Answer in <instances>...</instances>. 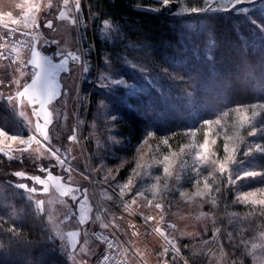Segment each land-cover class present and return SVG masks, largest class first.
Returning a JSON list of instances; mask_svg holds the SVG:
<instances>
[{
    "label": "rangeland",
    "instance_id": "1",
    "mask_svg": "<svg viewBox=\"0 0 264 264\" xmlns=\"http://www.w3.org/2000/svg\"><path fill=\"white\" fill-rule=\"evenodd\" d=\"M134 1L137 8L151 12L174 11L173 15L187 19V29L182 39L184 63L180 62L181 64L173 69L161 66L141 54V46L138 44L125 43L120 27L110 19H97V16H92L90 22L85 20L83 6L86 0H80L79 11L75 9V0H69L67 7L64 6L63 0H57L52 8L47 7L41 15L38 29H21L23 33H29V45L25 48H15L18 59H0V80H3V83H0V128L9 135L19 132L22 138L27 140L32 130H25L22 125L29 121L34 125L37 117L33 115L30 107L18 108L16 101L9 105L3 97L14 95L18 90L13 82L14 78L20 80L19 90L30 80L27 75L21 77L16 69L21 68L30 58V42L33 36L38 35L42 42H57L45 43L43 47L36 45L37 50L49 56L53 64H59L63 59L56 54L57 48L81 56L80 63L74 64L69 60V71L56 74L54 84L60 95L48 105V110L52 112L49 133H55L52 143L59 147L62 153L65 148L69 150L66 164L71 165L72 171L66 172L54 158L43 153V149L35 152L38 147L35 143L29 148L17 142L11 149L5 147L10 142L0 143V148L4 149L0 151V167L11 164L10 167L15 170L20 169L19 172H24L25 177L15 176L16 181L19 180L18 184L23 183L28 188L37 189L36 193H29L16 184L13 187V195L16 198L24 195L26 200L34 205L35 210L46 218L52 235L51 240L67 257L68 264H96L104 248L98 238L100 233L111 241H118L125 257L134 264H192L191 255H198L199 260L206 264H262L264 208L240 203L237 197L264 187L261 183L264 172L259 170L256 162V158L264 156V153L255 150L257 144L264 147V135H261L259 130L255 135H249L248 127H240L236 138L234 133L237 130L225 127L224 131L216 136L215 133L220 132V127L213 126L214 131L209 139L216 140L215 145L210 147L216 152L217 158L225 155V135L233 136L232 140L227 141L230 148H236L235 163L229 165L233 178L237 168L241 174L253 170L260 173L256 177H245L235 183H228L229 173L221 175L219 171H215L209 178L215 206L207 202L209 197H205L204 201L195 197L191 202H186V199L179 195L180 191H188L191 195L196 190L192 187L193 175L190 167L181 171L179 165L173 171L172 178L167 181L169 188L175 189L167 194V199L161 201L159 197H154L151 191H145V197L153 202L151 206L143 197L138 198L137 203L131 204L137 189L152 187L153 177L162 172V166L154 165L152 168L141 169L142 173L148 172L149 175H145L143 179L133 178V183L124 190L123 197L119 196L120 188L130 178L137 156V145L142 140L131 142L124 136L121 132L123 120L114 105L121 98L128 100L130 97H138L141 93L149 95L147 86H151L164 99L163 107L176 109L178 112L185 107L187 111L183 114L190 117L189 125L166 134L151 130L148 132L151 133L148 143L140 149L142 153H147L145 161L152 160L154 154L155 158L159 159L161 153L168 152V146L160 142L169 138L171 151L179 152V148L189 139L183 133L190 130L197 121L214 118L221 111L240 106L228 105L224 100L221 89L223 80L212 68V60L208 54L210 46L202 17L227 13L242 16L243 35L248 39L251 37L249 40L258 45L264 54V32L251 23L256 20L259 25H264V2L245 0V3L237 7L247 8V12L236 13L231 7V0H209L211 9L206 7L205 0H169L167 5H164L162 0ZM194 7L205 10L193 12L191 9ZM60 12H64L68 19H60ZM73 19L77 20L76 24L71 23ZM46 20H51L52 28L44 26ZM89 31L101 40L102 61L95 45L87 39ZM85 59L88 71L82 72ZM191 60L194 61L196 70L193 74L184 68L186 61ZM262 66L264 67V63ZM24 71L30 72L31 68ZM116 79L125 83H112ZM254 103H264V100L245 105ZM112 116L115 119H111ZM235 119L234 114L230 115L226 121L227 125H232ZM261 121H264V111L257 117V123ZM223 123L225 122L222 121ZM73 134L77 140L69 141L68 137ZM196 140L202 142L203 129L197 132ZM21 148L26 150H17ZM5 152L8 155H5ZM184 159L191 164L190 158L185 156ZM41 166L49 168L53 176L62 177L59 189L56 181L48 179V172L39 171ZM209 171V168L201 169L204 176H208ZM177 174L179 180L176 179ZM29 176H39L45 180L48 192L43 191L44 185L28 179ZM217 186L219 191L215 190ZM200 189L207 191L203 189L202 184ZM66 190L68 195H62ZM163 194L161 181V195ZM30 195L31 200L28 199ZM73 196L77 199L73 200ZM40 200L44 203L38 208L36 202ZM157 202L164 204L163 212L155 207ZM124 203L130 207L126 209ZM18 213L15 205L0 202V218L16 230L13 224L18 220ZM141 214L154 216L155 219L145 223ZM167 222L175 225L172 235L184 252V258L165 252L164 242L150 228L151 224L163 225ZM187 253L190 256H187Z\"/></svg>",
    "mask_w": 264,
    "mask_h": 264
},
{
    "label": "trees",
    "instance_id": "2",
    "mask_svg": "<svg viewBox=\"0 0 264 264\" xmlns=\"http://www.w3.org/2000/svg\"><path fill=\"white\" fill-rule=\"evenodd\" d=\"M83 12L89 22L92 16L110 19L120 27L125 43L138 44L141 54L161 66L173 69L185 62L182 39L187 19L173 15L174 11H147L137 8L134 0H86ZM202 22L212 68L223 80L221 89L226 104L236 106L264 100V54L249 40L250 35L249 39L243 35V17L234 13L211 14L202 17ZM87 39L95 45L102 61L101 40L90 31ZM184 66L190 74L196 72L194 61H186ZM147 87L149 95L121 98L114 105L123 120L121 132L131 142L141 141L151 130L166 134L191 122L183 114L185 107L181 112L163 107L161 95ZM256 162L264 172V156H258ZM10 166L0 167V202L15 205L19 213L13 224L17 230L0 218V264H68L67 257L51 240L46 218L24 195H13V187L19 182L15 173L20 169ZM191 256L192 264L203 262L198 255Z\"/></svg>",
    "mask_w": 264,
    "mask_h": 264
},
{
    "label": "snow or ice",
    "instance_id": "3",
    "mask_svg": "<svg viewBox=\"0 0 264 264\" xmlns=\"http://www.w3.org/2000/svg\"><path fill=\"white\" fill-rule=\"evenodd\" d=\"M262 2H264V0H262ZM27 3V11L22 19H15L12 17L11 12L7 13V21L3 23V27L7 29L10 34L16 31V29L10 27V24L22 25L24 28H39V24L36 23L35 17L30 18L29 14L33 12L39 13L43 6V0H27ZM68 3L69 0H63V4L65 7H67ZM162 3L164 5H167L169 3V0H162ZM243 3H245V0H231V7L235 9L236 13H246L247 8L237 7L238 5H241ZM205 4L208 9H211V4L209 0H205ZM47 7H53L51 0H49ZM75 9L76 11H79L80 0H75ZM204 10L205 8L195 7L191 9V11L193 12ZM59 18L68 19L67 15L64 12H60ZM71 23L76 24L77 20L73 19ZM251 23L256 24L261 29V31L264 32V25H259L256 20H252ZM105 24H107V21H105ZM44 26L46 28H52L51 20H46ZM21 34L29 35V33L27 32ZM30 43V58L23 63L21 68L16 69V71L20 73L21 77L27 75L29 76L30 80L26 81L23 84L22 90H19L20 80L14 78L13 82L17 85L18 90L15 92L14 95H9L3 98L7 101L9 105H11L13 101H16V107L18 108H23L25 106L30 107L32 109L33 115L37 117V120L34 125L31 121H29L26 125H22L25 130H28L29 128H31L32 130L27 140L23 139L22 134L19 132H17L16 134L9 135L6 131L0 128V138H3L2 140H0V143L10 142L5 145V147L8 149H11L12 145L16 144L17 142H19L20 145H27L29 148L31 147L32 143H35L38 146L37 149L34 150L35 152H40V149H43V153H47L48 157L54 158L57 161L58 165L64 168L66 172L71 173V165L66 164V158L69 150L65 148L64 152L62 153L61 149L59 147H56L52 143L53 139L55 138V133H49V126L52 124V112L48 110V105H50L52 101L58 98L60 95L59 91H57L56 86L54 84V78L56 74L61 71H69L67 67L69 60L73 61L74 64L80 63L81 56L73 52H65L62 48H57L56 54L62 56L63 59L59 64H53L49 56L44 55L41 51L37 50L36 45L40 44L41 47H43L45 43L56 44L57 42L55 40L42 42L38 35H34L33 40ZM6 46L7 41H5V47ZM13 51H17V49L13 48ZM81 55H83V53H81ZM0 58L7 59V57L4 56L3 53H0ZM29 65L31 66V71H24V69L28 68ZM81 71H88L87 59H85ZM0 83H3V80H0ZM101 83H103V81ZM112 83L123 84L125 82L116 79L113 80ZM65 95H67L66 92ZM61 103H63V101H61ZM249 109H251V115H249ZM262 111H264V103L240 105L234 108H228L226 111H221L216 114L214 118H208L197 121L193 126H191L190 130H187L183 133L189 139L187 143H185L179 148V152L171 151V145H169V138H164L160 143L168 146V152L166 154L161 153L159 159H156L154 154L153 159L149 161L144 160V157L147 153H142L140 151L142 145L148 143V136L151 135V133L147 134L145 138L142 139L140 144L137 145V156L135 157V165L131 169L129 180L120 188L119 196L123 197L124 190L127 189L133 183V178L140 177L141 179H143L145 175H149L148 172L142 173L140 171L141 169L152 168L154 165H160L162 166V172L153 177L154 183L152 184V187H141L140 189H137L136 196L133 197V199L131 200V204L137 203V199L143 197L147 200L148 205L151 206L153 202L152 200H148L147 197H145V191H151L153 193V196L159 197L161 201L167 199V194L169 192L175 191L174 188H169L167 181L172 178L173 171L176 169L177 165H179L181 171L185 168L190 167L191 173L193 175L192 187L196 189L191 195L188 191H180L179 195L181 197H184L186 199V202H191L195 197H199L201 201H204L205 197H209L207 202L212 203L215 206V199L211 196L213 187L209 184V178L213 175L215 171H219L221 175H223L224 173H229L228 183H235L237 180L244 179L245 177H256L257 175H260V173L253 170L244 171L241 174L240 169L237 168L235 178H233L231 170L229 169V165L235 163L236 148H230L229 144L227 143V141L233 139V136L225 135V155L222 158H217L216 152L212 151L210 147L211 145H215L216 143L215 139H209L210 135L214 131L213 126L215 125L220 127V132L215 133L216 136H219L224 131L225 127H231L232 129H236L237 131L234 133V135H236V138H238V128L240 127H248L250 129L249 135H255L257 130L261 132V135H264V121H261L259 124L257 123V117L261 115ZM23 114L24 113L22 112L21 115ZM232 114L235 115L236 119L235 122L229 126L227 125L226 121L228 117ZM111 119H115V117L112 116ZM41 120L43 121V123H41ZM222 121L225 123L222 124ZM201 129H203V140L202 142H198L196 140V135L197 132ZM68 140L76 141L77 137L75 134H73L68 137ZM186 149L187 151H185ZM17 150L23 152L26 149L21 148ZM255 150L264 153V147H261L260 144L256 145ZM0 151H4V149L0 148ZM157 152H159V145H157ZM43 153H41V155H43ZM245 154L247 155V153ZM5 155H8V153L5 152ZM62 156L64 158H62ZM185 156L190 158V165L189 161L184 159ZM32 162L34 163L35 161ZM202 168L210 169L208 176L203 175V173L201 172ZM39 171L48 172V179L56 181L57 187L59 189L62 177L53 176L49 168L43 166L39 167ZM15 175L21 178L25 177L24 172H16ZM27 178L33 180L36 184L44 185L43 191L45 193L48 192L49 189L45 180L41 179L39 176H29ZM176 179L179 180V174L176 175ZM161 181H163V195H161ZM261 183L264 184V179L261 180ZM201 184L203 185V189L207 191H203L200 189ZM17 187L25 189L29 193L37 192V189L35 187L28 188V186L23 183L18 184ZM215 190L219 191V187L217 186ZM62 195H68V191H63ZM258 197H264V187L257 188L255 191H249L247 193L240 194L237 197V200L240 203H250L254 206L258 205L261 208H264V199ZM28 199L31 200V195L28 197ZM72 199L75 200L77 199V197L73 196ZM173 199H175V196H173ZM43 203V200L37 201V207L41 208L43 206ZM169 205H171V201H169ZM124 207L127 209L130 207V205L124 203ZM155 207L157 209H160L161 212H163L164 210V204L161 202H157L155 204ZM141 215L145 223L155 219V217L151 215ZM132 227L135 226L132 225ZM168 227L175 228V225L169 224ZM155 231L159 232L162 236L165 237V240H167V242L172 245V249L174 251H179L176 248L174 237L172 239H169L170 234L165 233L160 228H156ZM229 238L231 239L230 234ZM109 247H111V245H109ZM253 247H255V245H253ZM164 251L167 252L168 249L165 248ZM201 264H203V262H201ZM262 264H264V262H262Z\"/></svg>",
    "mask_w": 264,
    "mask_h": 264
},
{
    "label": "built area",
    "instance_id": "4",
    "mask_svg": "<svg viewBox=\"0 0 264 264\" xmlns=\"http://www.w3.org/2000/svg\"><path fill=\"white\" fill-rule=\"evenodd\" d=\"M13 28V27H11ZM16 29V28H14ZM22 31L16 29L14 33H9L7 29H0V53H3L4 56L7 57L10 61H16L18 59V55L16 51H13V48H25L28 47V41L27 37L28 35H22ZM5 41H7V46L5 47ZM4 59V58H0ZM28 68H31L28 66ZM169 224H173L171 222H167L163 225H154L151 224L150 228L162 239V242H164L165 247L168 249V253L172 256L184 258L182 251L179 247L177 239L172 235V229L168 227ZM156 228H160L165 233L170 234L169 239L175 238V245L176 248L179 251H174L172 249V245L165 240V237L162 236L159 232L155 231ZM99 234V241L104 246L103 253L100 255L98 260L96 261V264H134L132 261H130L127 257H125L122 248H120V244L118 241H111L109 238H107L104 235ZM111 245V247H109Z\"/></svg>",
    "mask_w": 264,
    "mask_h": 264
},
{
    "label": "crops",
    "instance_id": "5",
    "mask_svg": "<svg viewBox=\"0 0 264 264\" xmlns=\"http://www.w3.org/2000/svg\"><path fill=\"white\" fill-rule=\"evenodd\" d=\"M57 0H51V3H55ZM49 0H43V6L39 13L33 12L30 15L35 17L36 23L38 24L39 19L43 13H45ZM22 6V7H21ZM28 3L27 0H0V28L3 29V23L7 21V13L11 12L12 17L15 19H22L27 11ZM10 27L18 28L19 30L34 31L36 28H24L22 25H11ZM21 30V31H22Z\"/></svg>",
    "mask_w": 264,
    "mask_h": 264
}]
</instances>
